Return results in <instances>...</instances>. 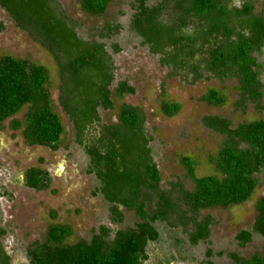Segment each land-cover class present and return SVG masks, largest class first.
<instances>
[{
  "label": "trees",
  "instance_id": "trees-1",
  "mask_svg": "<svg viewBox=\"0 0 264 264\" xmlns=\"http://www.w3.org/2000/svg\"><path fill=\"white\" fill-rule=\"evenodd\" d=\"M170 1L174 9L169 18L172 21L167 23L162 18ZM235 1L161 0L157 6L147 8L144 0H134L136 10L130 29L150 54L157 56L159 65L174 74L183 78L190 75L193 81L203 75L234 79L239 95L237 107L243 109L245 103H257L261 96L259 67L252 55L264 44V0L258 13L253 12L250 0H238L239 6L233 4ZM108 3L79 0V9L89 15H102ZM0 9L55 63L58 105L72 124L76 143L85 151L88 172L97 181L95 191L109 206L111 221L123 220L119 209L132 213L136 220L124 230L99 227L88 240L72 243L67 242L71 236L69 226L50 223L42 242L26 248L27 264H142L147 260V244L159 238L157 224L180 226L192 245L206 241L213 221L208 216L199 219L201 211L247 202L257 187L256 176L264 185V120L231 127L228 120L211 116L204 118V125L223 137L217 152L207 161L213 173L197 177L196 162L180 157L192 189L177 186L159 190L160 177L148 149L149 137L143 131L142 112L121 104L116 124H100L98 109L111 110L113 100L133 94V88L124 81L110 89L114 66L105 46L79 38L76 26L56 0H0ZM118 30V25H106L101 31L110 38ZM111 51L116 53L117 48L113 45ZM48 81L43 66L8 55L0 57V124L10 119L9 129L19 131L26 145L56 151L63 128L53 111ZM199 101L219 107L225 99L209 89ZM22 109L21 118L12 119ZM179 109L177 103L160 104V113L167 117L176 115ZM23 179L29 189L40 191L47 186L46 172L37 167L27 168ZM254 209L250 230H240L234 236L239 246L248 243L252 234L264 239V194ZM3 234L0 227V237ZM210 256L211 251L206 250L205 264H212ZM225 256L230 264H264L259 255L245 259L234 253ZM0 264H11L1 248Z\"/></svg>",
  "mask_w": 264,
  "mask_h": 264
},
{
  "label": "rangeland",
  "instance_id": "rangeland-1",
  "mask_svg": "<svg viewBox=\"0 0 264 264\" xmlns=\"http://www.w3.org/2000/svg\"><path fill=\"white\" fill-rule=\"evenodd\" d=\"M161 0H144L147 8L160 4ZM244 1V0H242ZM246 1V0H245ZM62 13L75 27L77 36L85 41H95L105 46L114 66L115 83L124 81L133 88V94L121 100H113L111 110L98 109L101 125L117 123V111L121 104L138 108L143 116V131L149 137L148 149L158 171V189L169 191L177 186L189 191L192 183L179 162L188 157L196 162L195 176L213 173L208 159L217 152L223 137L204 125L206 117L228 120L231 127L243 122L264 120V44L252 56L258 69L261 96L257 103L247 102L244 108L237 107L239 100L234 79H218L203 75L199 80L182 77L159 65L158 58L150 54L130 29L136 10L134 0H109L102 15H89L79 9V0H56ZM253 12L263 8L262 0H250ZM239 6L240 1L233 2ZM174 3L166 4L163 20L171 22ZM0 57L8 55L26 59L47 70L48 91L54 113L63 128L60 145L56 151L44 147L28 146L19 131L9 129V120L0 124V248L9 256L11 264H27L26 248L34 242H42L50 223L67 225L71 236L67 242L88 240L91 232L99 227L111 231L131 228L135 223L132 213L119 209L123 214L120 223L110 219L109 206L96 193L97 181L88 172V158L83 147L76 143L72 124L58 105V69L48 53L29 36L16 29L9 16L0 9ZM118 25L113 36L104 37L102 28ZM146 34H150L146 31ZM151 39V36H148ZM117 52L111 51L112 46ZM209 89L218 91L225 99L219 107L207 106L199 98ZM161 102L177 103L179 112L167 117L160 113ZM22 109L12 119L19 120ZM37 167L46 172L47 186L36 191L24 185V171ZM257 187L251 198L240 205L227 209H207L199 213V219L208 216L213 224L206 241L192 245L183 228L178 225L157 224L159 233L156 242L148 243L147 260L142 264H205V252L211 251L208 259L212 264H230L225 253H234L240 258L259 255L264 258V239L252 234L250 241L239 246L234 236L240 230L249 231L254 221L256 201L264 194L262 178L256 176ZM53 217V219H52ZM189 231V228H187ZM221 252V256H216Z\"/></svg>",
  "mask_w": 264,
  "mask_h": 264
}]
</instances>
